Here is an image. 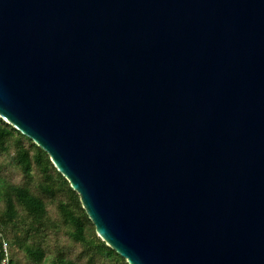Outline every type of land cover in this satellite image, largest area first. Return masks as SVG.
I'll return each instance as SVG.
<instances>
[{
    "label": "water",
    "instance_id": "95a60500",
    "mask_svg": "<svg viewBox=\"0 0 264 264\" xmlns=\"http://www.w3.org/2000/svg\"><path fill=\"white\" fill-rule=\"evenodd\" d=\"M0 117L129 264H264V0H0Z\"/></svg>",
    "mask_w": 264,
    "mask_h": 264
},
{
    "label": "trees",
    "instance_id": "16d2710c",
    "mask_svg": "<svg viewBox=\"0 0 264 264\" xmlns=\"http://www.w3.org/2000/svg\"><path fill=\"white\" fill-rule=\"evenodd\" d=\"M0 263L129 264L95 232L45 150L0 117Z\"/></svg>",
    "mask_w": 264,
    "mask_h": 264
},
{
    "label": "built area",
    "instance_id": "2783aa9c",
    "mask_svg": "<svg viewBox=\"0 0 264 264\" xmlns=\"http://www.w3.org/2000/svg\"><path fill=\"white\" fill-rule=\"evenodd\" d=\"M0 237H2L1 231H0ZM3 250H4L5 258L1 261L0 264H7V254H8V251H7V245H6L5 241L3 242Z\"/></svg>",
    "mask_w": 264,
    "mask_h": 264
}]
</instances>
